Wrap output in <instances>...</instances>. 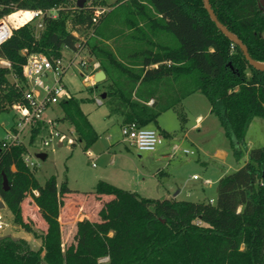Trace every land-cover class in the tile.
I'll use <instances>...</instances> for the list:
<instances>
[{
  "label": "trees",
  "instance_id": "16d2710c",
  "mask_svg": "<svg viewBox=\"0 0 264 264\" xmlns=\"http://www.w3.org/2000/svg\"><path fill=\"white\" fill-rule=\"evenodd\" d=\"M67 1L0 0V18L7 15L15 27L0 45V57L11 63L10 68L0 67V113L22 101L27 86L22 66L29 53L57 58L63 56L65 46L74 49L79 43L100 62L106 77L94 86L104 84L102 103L121 125L134 122L138 127H158V117L168 109L183 120L182 100L201 93L224 131L231 154L239 161L246 150L250 122L254 117L264 119V70L250 65L239 46L217 28L203 0H116L94 24L93 12L81 7L71 15L69 28L67 11L58 9L56 17L43 18L37 33L35 19L21 25L28 12L23 18H19L20 12H13L57 8ZM208 1L249 55L264 63V8L258 0ZM81 35L85 41L80 40ZM150 98L153 101L148 104ZM80 103L72 95L57 106L61 119L72 126L86 150L99 134ZM41 125L32 129L29 146L39 137ZM159 133L170 138L176 132L160 129ZM26 153L23 144L0 148V196L13 223L32 231L19 207L31 173L23 160ZM40 190L52 209L45 231L38 235L40 246L32 248L22 237L0 235V264H264V145L247 150V160L219 178L213 203L147 198L99 180L95 187L99 196H131L125 204L108 200L102 210V219L110 217L111 223L122 225V230H114L108 238L103 252L108 255L106 260L90 250L67 252L54 241L59 231V205L71 192L67 181L58 185L51 175ZM54 193H58V201ZM111 223L103 222L100 228L106 232Z\"/></svg>",
  "mask_w": 264,
  "mask_h": 264
},
{
  "label": "rangeland",
  "instance_id": "374dc122",
  "mask_svg": "<svg viewBox=\"0 0 264 264\" xmlns=\"http://www.w3.org/2000/svg\"><path fill=\"white\" fill-rule=\"evenodd\" d=\"M108 1L110 0H85L82 8L89 9L91 12L98 8L107 10L110 8ZM57 9L67 11L69 28L72 22L71 15L79 9L76 0H68L60 4ZM38 29L36 27V33ZM94 74L88 79L89 84H85L86 78L81 75L79 66L74 64L66 69L62 83L75 97L81 99L80 107L99 134L98 139L85 150L83 142L78 139L72 126L61 119V109L57 105H52L50 109H47L46 118L55 117L57 129L61 134L48 146L42 144V138L39 136L30 147V159L35 165L28 166L31 173L24 185L19 207L24 221L31 226L32 231H25L14 224L10 210L4 206L0 207V214L3 215L5 221L4 228L0 229V235L10 234L13 237H22L32 248L37 249L40 246L41 239L38 235L45 231L47 215L52 211L40 186L45 179L53 175L58 185L66 180L67 186L71 189V192L62 197L59 205V231L54 241L61 244L67 252L90 250L99 253L100 260H106L108 255L103 252L108 238L113 235L114 230H122V225L111 223L110 217L102 219V210L108 200L117 204L122 202L125 204L131 196L129 194L99 196L95 190L99 180L106 181L127 192H136L141 196L154 199L165 198L168 196L167 190L173 194L172 192L179 187L202 189V179L209 177L213 182L209 186H204L202 197L213 203L214 199L211 198H214L216 192L217 177L222 172L226 171L227 174L241 166L247 160V150L264 145V119L261 117H254L250 122L245 134L246 150L243 151L239 161H236L231 154L228 140L213 113H210V117L215 121L214 123L210 121L211 118H208L209 126L199 130L190 129L195 115L198 112L206 113L209 106L207 97L196 93L182 104L183 120L178 117L177 112L173 111H168L158 118V124L163 128L178 129L177 132L180 133L181 129L186 127L187 137L182 140L176 139L173 142H168L163 137V142L154 151L140 152L123 140L119 118L109 111L105 103L96 102L95 98L101 97L105 88L102 83L94 86L97 83L92 81ZM13 117V110L8 109L0 113V141L6 137L7 130L12 126ZM150 127L158 129L154 125ZM181 134L183 133L179 134L180 137ZM68 138H73L75 144L72 145L71 141L67 140ZM57 141H62V145H58ZM174 144L178 146L175 150L172 149ZM162 145L167 146L165 153L170 158L162 157L157 152ZM216 146H225L228 151L226 159L220 160L223 164H216L210 157ZM185 148L193 150L195 154L183 153L182 149ZM40 152L46 154L44 159L39 156ZM14 169V165H11V170ZM158 169L162 171L159 173ZM194 175L197 176L196 179L192 178ZM179 196L185 195L182 193ZM53 198L55 201L60 199L58 193H54ZM191 198L186 197V200H193ZM0 200H2L1 196ZM115 217L114 221L120 218ZM106 221H109L111 225L104 232L101 225Z\"/></svg>",
  "mask_w": 264,
  "mask_h": 264
},
{
  "label": "built area",
  "instance_id": "2783aa9c",
  "mask_svg": "<svg viewBox=\"0 0 264 264\" xmlns=\"http://www.w3.org/2000/svg\"><path fill=\"white\" fill-rule=\"evenodd\" d=\"M57 11L56 7H52L50 9H18L13 12H20L19 18H23L25 12L29 13V16L26 17L21 25L35 19L36 27L42 28L43 18L45 16L54 18L57 16ZM104 11L106 9L98 8L93 12V24L97 22ZM13 28L15 27L12 25V21L7 18V15L0 18V45L10 36ZM92 31L91 28L90 34ZM73 34L78 36V33L75 31H73ZM79 38L85 41L84 36H79ZM64 51H69L71 54L67 59H65L64 54L61 57L50 58L41 52L29 53L22 66V75L27 85L22 93V101L14 102L9 106V110L14 111L13 124L7 130L6 137L0 141V148L6 149L12 145H26L27 153L24 155L23 160L28 166L35 165L30 159L31 146L28 145V140L32 129L38 123H42L39 136L42 138L41 142L44 146H48L53 139L59 137L61 134L57 129L58 125L55 117L47 119L44 115L48 107L57 105L59 101L69 99L73 95L62 83V77L66 69L69 66L77 64L81 75L86 78L87 82H89L88 79H90L91 75L93 76L94 72L100 69V62L88 55L83 45L80 46L79 43H76L74 49H69L65 46ZM10 66L11 63L8 59L0 57V67L10 68ZM12 81L15 86H18V82L13 76ZM92 81L95 83L94 78H92ZM95 99L98 104L103 101L101 97H96ZM120 132L123 140L127 141L140 152L154 151L163 142V136L156 129L152 127H138L134 122L121 125ZM67 140L71 141V143L74 142L73 138H68ZM58 143L62 145V141H57ZM177 148L176 144L172 145L173 150ZM182 151L185 154L195 153L193 150L186 148L182 149ZM193 178H197V176L194 175ZM203 182L208 184L210 181L205 179ZM4 225L3 215L0 214V229L4 228Z\"/></svg>",
  "mask_w": 264,
  "mask_h": 264
},
{
  "label": "crops",
  "instance_id": "0c3cea01",
  "mask_svg": "<svg viewBox=\"0 0 264 264\" xmlns=\"http://www.w3.org/2000/svg\"><path fill=\"white\" fill-rule=\"evenodd\" d=\"M114 1H116V0H110V1H108V2H110V4L111 3H113ZM71 54H70V52L69 51H65L64 52V57L65 58H68L69 56H70ZM85 84H88V82L85 80V82H84ZM196 93H192V94H190V95H188L187 97H185L183 100H182V104H184L183 102L185 101V100H189L188 98H190V96H192V95H195ZM151 99V100H150ZM149 100H148V104H151L152 103V101H153V99L152 98H150ZM188 102V101H187ZM52 106V105H51ZM50 106V107H51ZM50 107H48L47 109H50ZM168 111H173V112H175V110H173V109H168V110H166V111H164L163 113H161L160 114V116L162 115V114H164V113H166V112H168ZM210 113H211V111H210V104H209V106L207 107V112L206 113H200V112H198L196 115H195V118H194V121L192 122V124L190 125V129H197V130H199V129H201V128H205V126H209L208 124V118L210 119V121L212 122V123H214L215 121L212 119V117H210ZM45 116V115H44ZM159 116V117H160ZM158 117V118H159ZM45 118H46V116H45ZM52 118V117H51ZM48 119V118H47ZM118 122H119V124H120V126H121V120L119 119L118 120ZM160 129H163V130H166V131H168V132H176L173 136H171L170 138H165V140H168V142H173L174 140H176V139H180V140H182V139H184L185 137H187V133H186V131H185V129H186V127H184V128H182L181 129V131H180V133H183V134H181V137L179 136V132H177L178 131V129H175L174 130V128H172V130H170L171 128H163V127H160V125L158 124V129H157V131L159 132L160 131ZM192 144H193V142L192 141H190ZM60 143H58V145H59ZM194 148H196L197 149V146H195L194 145ZM165 150H167V146H161L159 149H158V153H160V156H162V157H168V158H170V156L168 155V154H166L165 152ZM230 152V151H229ZM195 154V153H194ZM193 154V155H194ZM228 155V151L226 150V148H225V146H216L215 148H214V150L212 151V153H211V155H210V157L212 158V160L217 164H223L220 160L221 159H226V156ZM159 156V157H160ZM203 162V161H202ZM157 171H159V173L162 171V170H157ZM226 174V171L225 172H222L218 177H217V179L219 180V178H221L223 175H225ZM193 178V177H192ZM193 179H196V178H193ZM205 179H208L210 182L208 183V184H205L204 182H203V180H205ZM217 180V181H218ZM213 181L209 178V177H205V178H203L202 179V184H201V188L202 189H199V187H193V188H187V189H183V187H179V188H177V190L176 191H173L172 193L173 194H171L170 192H169V190H167L168 191V196H166V198H175V199H178V200H186V197H192L191 199H193L192 201H207L205 198H203L202 197V193L204 192V186H209V185H211V183H212ZM217 189V188H216ZM184 194L185 196H183V197H181V196H179V195H181V194ZM100 196H103V195H100ZM215 196H216V192H215V195H214V198H211V199H215ZM202 197V198H201ZM100 198H103V197H100Z\"/></svg>",
  "mask_w": 264,
  "mask_h": 264
},
{
  "label": "water",
  "instance_id": "95a60500",
  "mask_svg": "<svg viewBox=\"0 0 264 264\" xmlns=\"http://www.w3.org/2000/svg\"><path fill=\"white\" fill-rule=\"evenodd\" d=\"M85 0H76V5L77 7L81 8L83 7V4H84ZM203 3H204V7L205 9L207 10L209 16L211 17V19L214 21L215 25L217 26V28L225 35L227 36L230 40H232L233 42H235L239 48L241 49L244 57L246 58V60L248 61V63L250 65H252L253 67L257 68V69H260V70H264V63L263 62H260V61H257L255 59H253L248 51H247V48L246 46L242 43V41L236 36L234 35L231 31H229L219 20L218 18L216 17L215 13L213 12L212 8H211V5L209 3L208 0H203ZM258 5L259 7H262L264 8V0H258ZM106 75H105V72L103 70H98L95 74H94V80L95 82H101L105 79ZM105 97V92L101 93V98H104ZM39 156L44 159L46 157V154L45 153H40ZM2 184H3V189L6 190L8 189V186H7V179H6V176H3V181H2ZM0 207H4V203L2 200H0Z\"/></svg>",
  "mask_w": 264,
  "mask_h": 264
}]
</instances>
